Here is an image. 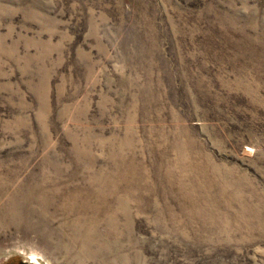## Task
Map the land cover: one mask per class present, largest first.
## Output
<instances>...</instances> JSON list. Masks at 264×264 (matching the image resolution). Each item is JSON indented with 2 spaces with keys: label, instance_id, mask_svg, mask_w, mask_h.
<instances>
[{
  "label": "rangeland",
  "instance_id": "1",
  "mask_svg": "<svg viewBox=\"0 0 264 264\" xmlns=\"http://www.w3.org/2000/svg\"><path fill=\"white\" fill-rule=\"evenodd\" d=\"M264 264V0H0V264Z\"/></svg>",
  "mask_w": 264,
  "mask_h": 264
},
{
  "label": "flooded vegetation",
  "instance_id": "2",
  "mask_svg": "<svg viewBox=\"0 0 264 264\" xmlns=\"http://www.w3.org/2000/svg\"><path fill=\"white\" fill-rule=\"evenodd\" d=\"M19 264H27V263H25V262H21V263H19Z\"/></svg>",
  "mask_w": 264,
  "mask_h": 264
}]
</instances>
